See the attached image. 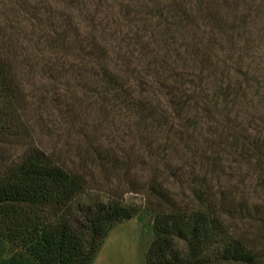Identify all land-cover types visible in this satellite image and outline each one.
I'll use <instances>...</instances> for the list:
<instances>
[{
  "label": "rangeland",
  "instance_id": "obj_1",
  "mask_svg": "<svg viewBox=\"0 0 264 264\" xmlns=\"http://www.w3.org/2000/svg\"><path fill=\"white\" fill-rule=\"evenodd\" d=\"M0 60L23 96L0 173L39 150L84 181L73 214L96 201L137 210L91 264H146L155 215L196 210L207 190L264 264V165L240 154L244 137L264 158V0H0ZM173 84L189 95L179 115ZM10 249L0 239V259Z\"/></svg>",
  "mask_w": 264,
  "mask_h": 264
},
{
  "label": "trees",
  "instance_id": "obj_2",
  "mask_svg": "<svg viewBox=\"0 0 264 264\" xmlns=\"http://www.w3.org/2000/svg\"><path fill=\"white\" fill-rule=\"evenodd\" d=\"M115 81L109 78L108 84ZM167 88L169 103L174 105L175 115H179L180 98L185 97L186 101L189 95L175 84ZM22 100L11 66L0 60L1 142L19 137L21 125L17 112ZM156 108L143 105L142 109L150 117ZM164 115L163 119H168ZM226 128L234 130L228 125ZM231 135L235 142L240 136L237 131ZM241 141V156L246 159L254 154L256 165L262 168L264 158L259 141L251 142L244 137ZM218 153L219 150L210 159L213 165ZM4 168L0 173V239L11 249L0 259V264H91L112 226L131 218L137 211L118 203L96 201L83 213L73 214L71 203L83 193L84 181L39 150L24 153L18 161L4 164ZM207 192L198 191L196 210L186 212L176 208L155 215L146 264L261 263L262 254L254 243H248L241 234L235 235L232 227L221 221L209 199L212 192ZM223 206L224 202L223 211H231ZM258 219L263 228L264 219ZM175 241L185 245L183 253L174 251Z\"/></svg>",
  "mask_w": 264,
  "mask_h": 264
}]
</instances>
